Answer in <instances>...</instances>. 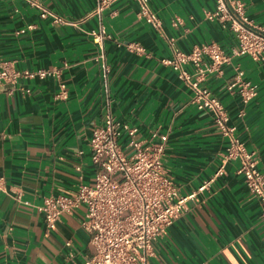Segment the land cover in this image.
Returning <instances> with one entry per match:
<instances>
[{"label": "crops", "instance_id": "obj_1", "mask_svg": "<svg viewBox=\"0 0 264 264\" xmlns=\"http://www.w3.org/2000/svg\"><path fill=\"white\" fill-rule=\"evenodd\" d=\"M237 1L243 16L264 28V0ZM40 2L65 23L42 19L21 0H0V62L14 61L18 70L59 71V78L23 80L12 92L0 86V264H81L94 253L81 225L84 205L63 213L52 230L37 206L44 197L70 195L82 184H93L101 167L92 163L88 142L107 114L135 126L139 140L154 129L166 133L164 166L180 195L196 194L153 243L149 264H264L261 205L236 173V162L215 176L226 141L211 116L189 103L190 90L161 62L171 57L169 46L137 18L136 1L114 0L100 16L94 13L96 0ZM149 4L163 32L183 52L214 43L231 55L238 46L229 22L205 17L214 11V0ZM100 26L109 38L92 36ZM238 70L257 90L247 105L227 89ZM60 82L66 98L58 97ZM202 83L222 103L228 124L255 153L264 174V58L232 57L221 74L210 73Z\"/></svg>", "mask_w": 264, "mask_h": 264}, {"label": "built area", "instance_id": "obj_2", "mask_svg": "<svg viewBox=\"0 0 264 264\" xmlns=\"http://www.w3.org/2000/svg\"><path fill=\"white\" fill-rule=\"evenodd\" d=\"M28 7L39 12L42 19L52 23H65L55 13L48 11L40 0H21ZM114 0H96L94 13H101ZM138 6L137 18L149 25L169 46L171 57L162 59L177 78L190 90L189 103L198 111L208 113L226 141L220 154V166L215 176L222 175L229 162H236V173L243 177L249 193L261 205L264 219V174L257 168L254 152L248 151L236 136V128L228 124L224 106L212 92L203 85L210 73L221 74V67L232 57L247 55L253 60L264 58V28L251 24L243 16V5L237 0H214L215 9L206 12L208 20L229 22V29L236 35L238 46L231 55L214 43L195 45L189 52L181 51L175 39L167 36L162 29V21L150 7V0H135ZM179 20L172 22L177 26ZM96 40L106 35L103 27L92 32ZM130 51L144 53L138 45H128ZM207 61V62H206ZM108 68L102 66L106 79ZM238 70L234 81L228 85L230 92H236L243 105H247L257 95L255 85L243 80ZM59 78V71L38 69L18 70L14 61L0 62V86L12 92L26 79ZM58 97L66 98L65 84L60 82ZM29 93V89L21 88ZM135 126L121 123L107 114L103 124L96 127L89 138L92 163L101 167L95 174L93 184H82L70 195L44 197L37 211L44 215L46 228L52 230L63 213H70L80 205L85 206V216L81 225L90 235L94 253L84 258L81 264H149L153 255V243L165 235L166 229L186 211V202L195 198V193L180 195L164 166L168 135L154 129L143 140L136 138ZM124 141H123V140ZM205 183L198 190L205 189ZM3 179L0 178V190ZM70 246V243H66ZM76 264V263H73Z\"/></svg>", "mask_w": 264, "mask_h": 264}]
</instances>
